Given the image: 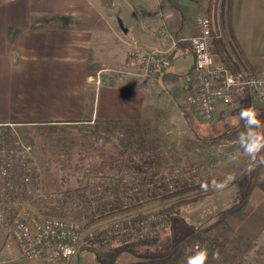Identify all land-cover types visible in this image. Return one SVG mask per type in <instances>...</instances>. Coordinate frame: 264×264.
Returning <instances> with one entry per match:
<instances>
[{"label":"rangeland","instance_id":"374dc122","mask_svg":"<svg viewBox=\"0 0 264 264\" xmlns=\"http://www.w3.org/2000/svg\"><path fill=\"white\" fill-rule=\"evenodd\" d=\"M221 1L224 7L227 0ZM106 5L128 13L132 4ZM111 22L112 39L117 40V19ZM161 37L158 45L165 43ZM225 45L235 54L234 44L230 49ZM134 48L125 53L126 59L118 57L116 44L108 62L101 52L95 58L103 83H126V92L131 93L129 87L135 91L134 105L124 117L30 125L23 132L0 127V173L1 163L10 165L11 185L19 190L11 196L12 203L3 206L6 211L0 209V264H185L196 245L210 249L207 264H212L213 253L225 246L217 240V217L227 219L245 202L253 177L261 180L260 170L256 166L244 171L250 161L239 144L241 131L217 132L211 128L217 119L205 122L188 109L185 78L165 82L173 64L157 71L144 58L153 54ZM217 61L223 63L218 54ZM242 98L243 108H255L264 121V108L248 95ZM240 105L233 111L239 113ZM25 174L26 179L21 178ZM229 174L236 179L225 189H201V184L211 185ZM4 188L0 182V191ZM21 209L77 222L82 232L77 254L60 261L24 258L9 226ZM183 216L201 222L202 233L209 235L190 243L197 237L189 233ZM212 223L214 228L208 225ZM169 228L174 232L167 233ZM255 252L238 264H263L264 247Z\"/></svg>","mask_w":264,"mask_h":264},{"label":"crops","instance_id":"0c3cea01","mask_svg":"<svg viewBox=\"0 0 264 264\" xmlns=\"http://www.w3.org/2000/svg\"><path fill=\"white\" fill-rule=\"evenodd\" d=\"M118 2L132 4L128 5L130 12L120 7L115 11L106 5ZM209 3L210 0H0V127L23 132L30 125L97 117L105 121L127 115L128 107L134 105L135 91L128 86L131 93L126 92V83L122 87L103 83L100 71L95 69L97 54L101 52L108 62L115 44L122 59L133 47L154 56L172 54L173 65L168 67L165 82L187 80L195 57L186 39L196 32L197 18L209 14ZM225 4L216 16L211 15L215 36L229 49L234 44L241 52L242 55L231 54L238 66L244 64L254 72H264V0H232L230 9ZM112 19H117V40L112 39ZM159 34L164 36L163 45L156 43ZM233 110L217 118L211 128L217 132H244V122ZM257 168L261 180L253 177L245 202L238 203L227 219L217 217V240L225 246L212 264H238L264 247V165ZM238 182L239 179L235 184ZM190 218H183L191 227L189 233L197 237L190 243L209 235L207 231L202 233L205 226L201 222ZM214 223L208 225L214 228ZM171 228L167 233L174 232Z\"/></svg>","mask_w":264,"mask_h":264},{"label":"built area","instance_id":"2783aa9c","mask_svg":"<svg viewBox=\"0 0 264 264\" xmlns=\"http://www.w3.org/2000/svg\"><path fill=\"white\" fill-rule=\"evenodd\" d=\"M196 25V32L186 39L195 57V66L188 75V87L184 95L188 109L209 122L228 110L237 109L235 107L239 102L242 106V97L245 95L264 107V72H254L246 65L233 71L226 64L217 61L213 51L212 17L203 14L197 18ZM144 58L155 70L170 67L172 64L167 55ZM9 167L10 165L1 163L0 182L5 188L4 192L0 191V209L4 211L6 209L3 206L15 199L11 196L19 193L11 185L13 176ZM26 177L27 174L21 178ZM20 212L10 219L9 226L24 258L32 261H60L69 260L77 254L82 239L81 227L77 222L52 215L35 216L23 209Z\"/></svg>","mask_w":264,"mask_h":264},{"label":"clouds","instance_id":"9594fccd","mask_svg":"<svg viewBox=\"0 0 264 264\" xmlns=\"http://www.w3.org/2000/svg\"><path fill=\"white\" fill-rule=\"evenodd\" d=\"M231 83V81H229ZM255 83V81H253ZM238 118L244 122L245 131L239 135V144L244 154L249 158V166L244 171L251 172L256 166L264 165V121L260 118V113L253 107L242 108ZM236 179L233 174L227 175L222 181L213 180L211 185L201 184L203 191L223 190ZM213 259L218 258V253H213ZM209 253L206 247L196 245L193 255L186 258L185 264H207Z\"/></svg>","mask_w":264,"mask_h":264},{"label":"trees","instance_id":"16d2710c","mask_svg":"<svg viewBox=\"0 0 264 264\" xmlns=\"http://www.w3.org/2000/svg\"><path fill=\"white\" fill-rule=\"evenodd\" d=\"M231 1L232 0H227V5H229V7H228L229 9L231 6ZM222 5H223V3H222V1L220 2V0H210L209 9H208L210 16L211 15L216 16L218 10L220 9V7ZM213 34H214V36L216 35V33H214V32H213ZM214 43H215L217 54L222 59L223 63H225L227 66L231 67L233 71L238 70V66L234 62L232 55L229 54L224 41L220 37L215 36L214 37ZM235 52H239V54H241V52L238 51L237 49H235ZM168 57L171 59V61H173L174 55L171 54ZM179 203L180 202H177L176 204H174V206L179 205ZM136 207H139V205L133 206L132 208H129V209H134ZM140 216L141 215H137V217H140Z\"/></svg>","mask_w":264,"mask_h":264}]
</instances>
